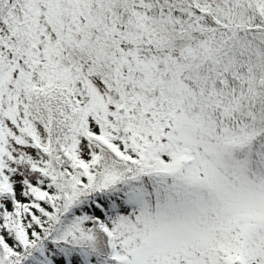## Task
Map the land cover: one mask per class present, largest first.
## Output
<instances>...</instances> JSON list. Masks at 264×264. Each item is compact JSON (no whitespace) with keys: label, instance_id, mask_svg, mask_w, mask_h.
Wrapping results in <instances>:
<instances>
[{"label":"trees","instance_id":"1","mask_svg":"<svg viewBox=\"0 0 264 264\" xmlns=\"http://www.w3.org/2000/svg\"><path fill=\"white\" fill-rule=\"evenodd\" d=\"M17 1L0 0V75L11 64L2 46L31 50L35 43L13 13ZM67 1L69 9L61 11L53 36L56 50H64L69 58L74 85L49 80L57 69L48 61L35 81L28 80L22 69L13 78L8 102L0 112L16 128L20 144L41 149L31 167L42 178L26 195L7 184L8 176H0V264H69L65 245L78 254L81 264L108 260L110 220L134 205L139 185L148 179L155 190L165 193L178 186L168 171L158 166L149 169L138 161V154L122 147L124 136L117 120L123 130L126 126L133 129L137 124L133 115L116 116L111 127L98 119L88 130L87 105L72 102L71 93H80V72L86 61L89 71L99 75L119 102L130 81L142 83L138 71L131 77L129 72L127 77L119 73L121 52L129 43L178 54L174 62L167 59L164 68L172 77L181 70L196 86L209 85L212 70L221 74L230 70L237 77V87L225 93L223 108L227 115L244 120V125L233 130L241 138L231 147L233 156L248 155L251 173L264 176V0ZM120 13L125 15L121 23L125 34L118 39L111 29ZM78 15L83 20L74 33L69 20ZM134 17L144 19L147 35L143 38L135 35L139 30L133 28ZM10 38L16 40L15 45ZM211 38L217 48L207 56L202 44ZM166 79L161 81L163 86ZM90 133L115 145L121 155ZM81 140L86 154L79 151ZM259 251L256 246L239 249L235 252L241 259L222 264H264V251Z\"/></svg>","mask_w":264,"mask_h":264},{"label":"rangeland","instance_id":"2","mask_svg":"<svg viewBox=\"0 0 264 264\" xmlns=\"http://www.w3.org/2000/svg\"><path fill=\"white\" fill-rule=\"evenodd\" d=\"M68 5L67 0L15 2L14 14L36 43L31 50L2 46L11 64L0 75V112L8 102L13 78L22 68L35 81L48 61L57 69L49 80L74 85L69 58L64 50H56L53 36V26ZM124 18L120 13L112 20L111 34L118 39L125 34L121 25ZM82 20L81 15L69 20L74 33ZM133 28L139 30L135 34L138 38L147 35L143 17H134ZM9 42L16 44L14 38ZM202 47L207 56L217 48L213 38ZM167 59L174 62L178 54L153 52L140 44L125 45L119 73L127 77L129 72L131 77L138 71L142 83L130 81L120 102L99 75L89 71V61L82 63L83 81L73 101L87 104L85 122H89V130L98 119L111 127L116 116L133 115L137 120L133 129L126 126L123 130L117 120L124 149L138 154V161L149 169L158 166L168 171L178 182L171 193L155 190L148 179L141 183L133 197L134 205L110 220L108 230L115 246L112 257L95 264H222L233 260L239 249L256 246L260 254L264 251V176L251 173L248 155L234 158L231 147L241 138L233 130L244 121L227 115L223 108L225 92L237 86V78L229 70L222 75L212 70L210 84L196 86L181 70L170 76L164 68ZM163 77L167 78L166 86L161 84ZM84 147L79 141L82 154L86 153ZM40 153L38 147L19 144L15 127L0 116V175H7L9 183L24 194H30L32 184L41 179L38 170L31 167ZM64 248L70 255L69 264H81L78 254L67 245Z\"/></svg>","mask_w":264,"mask_h":264}]
</instances>
